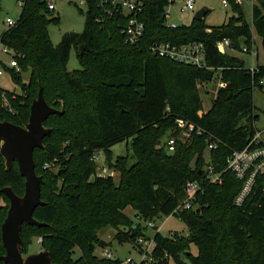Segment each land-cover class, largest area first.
I'll list each match as a JSON object with an SVG mask.
<instances>
[{
    "label": "trees",
    "instance_id": "obj_1",
    "mask_svg": "<svg viewBox=\"0 0 264 264\" xmlns=\"http://www.w3.org/2000/svg\"><path fill=\"white\" fill-rule=\"evenodd\" d=\"M255 1L251 23L243 5L231 0L233 15L222 26L209 28L204 18L170 28L164 16L168 1L147 0L141 16L145 35L140 43L130 45L121 29L128 17L111 0H84L83 32L66 33L55 46L47 28L48 17L54 16L48 2L21 0L16 25L0 38L20 67L19 71L8 68L21 93L0 88V122L25 126L40 89L50 106L65 107L64 115H51L44 122L52 132L44 147L34 151L45 203L37 207L34 218L46 226L22 225L23 255L34 238H40L53 264H122L120 259L95 255L99 232L111 227L118 230L115 239L120 244L134 245L146 235L125 210L133 209L146 222L168 217L184 199L185 184L198 181L202 187L198 208L175 216L187 226L188 236L156 232L151 264H169L171 259L176 264H264V174L257 176L252 191L237 206L243 181L226 171L228 157L244 149L258 131L254 90L264 88V66L251 71L242 59L217 48L218 42L229 39L234 51L242 52L243 46L251 51L254 33L264 47V0ZM59 20L57 15L52 22ZM156 42H202L206 65L213 70L158 57L150 51ZM72 49L82 69L68 70ZM27 71L31 75L25 83L21 72ZM214 71L221 72L226 86L206 112L198 85ZM3 95L7 105L2 103ZM178 119L196 129L187 141L179 139ZM166 134L165 147L158 148ZM171 137L177 139L172 153L166 145ZM209 139L217 142V149L206 157ZM129 140L132 154L114 158L112 147ZM98 152L105 154L106 165L118 173V180L98 175L100 166L93 160ZM131 159H135L132 164ZM47 163L55 164L56 170L45 169ZM208 164L222 174L221 183L207 180ZM92 176L95 180L90 183ZM9 186L23 196L25 178L17 163L8 170L0 154V191ZM0 200L6 202L0 205L1 257L6 254L2 225L10 203L2 192ZM76 249L81 255L75 260ZM0 264L6 263L0 259Z\"/></svg>",
    "mask_w": 264,
    "mask_h": 264
},
{
    "label": "rangeland",
    "instance_id": "obj_2",
    "mask_svg": "<svg viewBox=\"0 0 264 264\" xmlns=\"http://www.w3.org/2000/svg\"><path fill=\"white\" fill-rule=\"evenodd\" d=\"M50 1V0H43ZM55 4V10H51L54 15H59L60 20L58 22L48 23V33L50 38L55 46H57L63 36L66 33H82L85 25V15L87 11V5L84 3V0H53ZM253 3L245 2L243 7L245 9L246 17L249 23L252 22V5ZM184 6L183 1L176 0L175 5H171V16L169 19L170 23L177 25H191L194 21V16L197 11L202 8L210 9V12L205 16V23L209 28L222 26L228 21V19L233 15L231 8H224L221 0H197L195 7L192 11L181 12V8ZM22 11V2L21 0H0V36L4 30L8 28L7 20L11 19L14 22H17ZM254 46L251 49V53H242L239 51H228L229 55L242 59L248 68L264 66V47L262 45V38L254 33ZM255 54H257L255 56ZM13 59V53H4V46L0 42V71L3 72V75L0 76V88L16 93H21V85H18L12 76L10 67V62ZM20 70V67L16 70ZM82 69L75 49H72L71 55L68 61V70L75 71ZM220 71L213 72L212 80L208 81L205 86L202 85V82L199 83V92L201 95L204 111H209L212 107L213 101L217 97V93L220 89L221 80H220ZM31 72H21V77L23 82L27 83L30 79ZM264 84V80H263ZM3 104L7 105L5 96H2ZM254 105H255V115L259 117L258 121L255 123L257 130L262 133V140L264 142V88L262 90L256 88L254 90ZM166 134L158 142V148H164L166 143ZM112 152L114 158L118 156H126L132 154L131 149V140L128 142L119 143L112 147ZM206 157L209 155L208 149L205 152ZM101 161L106 163V157L103 152L98 153ZM135 159L130 160V164L134 163ZM105 163H100L99 166H104ZM116 180H118V173L115 174ZM0 205L5 206L6 202L0 200ZM125 213L132 219L135 225H138L140 229L145 233V235L153 237L156 233L155 229H152L148 226V222L143 221L142 219L137 218L136 213L133 209L128 208L125 210ZM165 222L164 226L160 232L169 237L175 236H188L187 226L185 223L175 216L165 218L157 222L158 227H161V223ZM141 223V224H140ZM121 230L125 232L129 231L124 227H121ZM118 230H115L111 227L105 228L99 232V238L101 241L108 243V246H101L100 244L96 246L95 255L99 258L108 257L107 254H111L113 258L120 259L125 261L128 258H133L135 262L140 261V256L135 251L133 244L124 243L120 244L115 236ZM40 238H34L33 244L27 249L24 253V256L28 254L38 253L41 250H44L40 246ZM192 252L197 253V248L193 245ZM80 251L76 249L74 258L75 260L80 257ZM187 261V258H185ZM188 262V261H187ZM152 262H149L151 264ZM148 264V262L146 263ZM169 264H176L173 259L169 261Z\"/></svg>",
    "mask_w": 264,
    "mask_h": 264
},
{
    "label": "built area",
    "instance_id": "obj_3",
    "mask_svg": "<svg viewBox=\"0 0 264 264\" xmlns=\"http://www.w3.org/2000/svg\"><path fill=\"white\" fill-rule=\"evenodd\" d=\"M112 4L115 8L121 11L124 15L128 17L126 19V24L121 28L122 34L124 35V39L126 43L130 45H137L143 39L146 31V26L144 21L141 19L142 14L144 12V8L146 6L147 0H111ZM168 1V6L165 8V19L166 25L170 28H177L179 25L170 23L169 19L171 16V5L176 4V0H166ZM184 3V6L181 8V12L184 11H192L195 7V3L197 0H181ZM224 8H231V0H221ZM238 5H243L248 1L255 0H234ZM48 7L50 10H55V4L53 0L48 1ZM8 27H12L16 25L11 19L7 20ZM211 30H208L210 32ZM217 48L222 54H229L228 51H232V43L229 39H225L217 43ZM150 51L152 54L170 59L175 62L196 66L199 68L206 69L208 71L213 70L212 68L207 67L206 65V48L202 42H190L186 44H172V43H161L156 42L151 45ZM12 52L7 48H4V53ZM13 53V52H12ZM242 53H251L248 48L243 46ZM257 54H255L256 56ZM9 68H18V64L16 59L13 56V59L10 62ZM251 71H254L255 68H251ZM19 71V69L17 70ZM3 75V72L0 71V76ZM207 82H203L202 85L205 86ZM224 83H221L220 87H225ZM169 111V109H168ZM176 128L180 130V140L187 141L191 137V133L196 130L195 127L189 124L187 121L178 119L176 121ZM198 133L201 134V131L198 130ZM177 144V139L175 137H171L167 140V149L169 152H174ZM208 151L217 149V142L214 140L208 141ZM99 153V152H98ZM96 153L93 156V160L97 163H105L101 161V159ZM210 163V162H209ZM45 169H54L56 170L55 164L47 163L44 167ZM226 171L232 172L237 179L243 181V187L239 192L238 196L235 199V204L240 206L246 197L252 191L254 184L256 183V178L258 175L264 174V142L262 140V133L258 130L252 138L247 143L246 147L240 151H234L227 159V168ZM206 178L209 182L217 184L222 181V174H216L214 172V168L211 164L206 165L205 168ZM116 172L114 170H110L106 163L104 166L100 165L99 176L107 177V176H115ZM185 197L180 202V204L176 207L173 213L168 217H162L160 219H155L148 222V226L152 229H155L156 232H160L162 226H164L165 222L163 221L161 227H158L157 222L163 220L165 218H169L171 216H177L185 211L196 210L198 207L196 205L197 196L200 192H202V187L198 181H188L184 187ZM40 239L39 242H41ZM134 249L140 256V261L135 262L133 258H128L125 261L121 260L122 264H146L148 262H152V258L150 257L151 252L154 249L155 241L154 236H141L134 243ZM107 258L115 259L111 254H107Z\"/></svg>",
    "mask_w": 264,
    "mask_h": 264
},
{
    "label": "water",
    "instance_id": "obj_4",
    "mask_svg": "<svg viewBox=\"0 0 264 264\" xmlns=\"http://www.w3.org/2000/svg\"><path fill=\"white\" fill-rule=\"evenodd\" d=\"M210 12L208 8H202L196 12L194 19L201 21ZM57 15L48 17L52 22ZM213 74L207 72L205 81L212 80ZM65 107L58 110L50 106L40 89L38 97L32 102L29 122L25 126H18L8 121L0 122V154L5 160L7 169H11L17 163L21 176L25 178V193L19 196L12 187H4L0 192L9 199V210L2 225V242L6 254L0 259L6 264H53L51 255L46 250L38 253L23 255L26 249L22 238V225L46 226L34 218L37 207L45 205L41 199V187L43 178L38 176L35 170L34 151L44 147V139L50 136L52 129L47 128L44 122L51 115H64ZM95 176L91 177L93 183ZM101 246H108L105 241ZM161 264V263H158Z\"/></svg>",
    "mask_w": 264,
    "mask_h": 264
},
{
    "label": "crops",
    "instance_id": "obj_5",
    "mask_svg": "<svg viewBox=\"0 0 264 264\" xmlns=\"http://www.w3.org/2000/svg\"><path fill=\"white\" fill-rule=\"evenodd\" d=\"M248 2H249V1H248ZM250 2H251V1H250ZM253 2H254V1H253ZM253 2H251V3H253ZM253 5H254V4H253ZM253 5H252V6H253ZM4 31H5V30H4ZM4 31H3V32H4ZM3 32H2V33H3ZM1 35H2V34H1ZM0 38H1V36H0ZM232 51H234V50H232ZM247 68H248V67H247ZM252 68H256V67H252ZM249 69H251V68H249ZM212 78H213V77H212ZM206 82H207V81H206ZM220 88H221V87H220Z\"/></svg>",
    "mask_w": 264,
    "mask_h": 264
}]
</instances>
